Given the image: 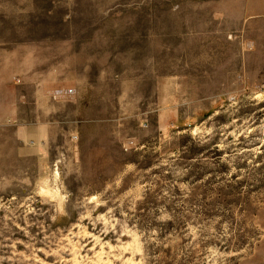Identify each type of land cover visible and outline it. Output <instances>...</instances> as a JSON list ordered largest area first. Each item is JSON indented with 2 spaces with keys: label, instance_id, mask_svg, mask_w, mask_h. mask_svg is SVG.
Segmentation results:
<instances>
[{
  "label": "rangeland",
  "instance_id": "1",
  "mask_svg": "<svg viewBox=\"0 0 264 264\" xmlns=\"http://www.w3.org/2000/svg\"><path fill=\"white\" fill-rule=\"evenodd\" d=\"M0 264H264V0H0Z\"/></svg>",
  "mask_w": 264,
  "mask_h": 264
},
{
  "label": "crops",
  "instance_id": "2",
  "mask_svg": "<svg viewBox=\"0 0 264 264\" xmlns=\"http://www.w3.org/2000/svg\"><path fill=\"white\" fill-rule=\"evenodd\" d=\"M2 60V59H1Z\"/></svg>",
  "mask_w": 264,
  "mask_h": 264
}]
</instances>
